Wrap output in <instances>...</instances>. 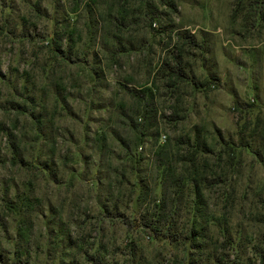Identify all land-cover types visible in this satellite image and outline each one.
I'll return each instance as SVG.
<instances>
[{"label": "rangeland", "instance_id": "1", "mask_svg": "<svg viewBox=\"0 0 264 264\" xmlns=\"http://www.w3.org/2000/svg\"><path fill=\"white\" fill-rule=\"evenodd\" d=\"M172 2L0 0V264L264 257V4Z\"/></svg>", "mask_w": 264, "mask_h": 264}, {"label": "trees", "instance_id": "2", "mask_svg": "<svg viewBox=\"0 0 264 264\" xmlns=\"http://www.w3.org/2000/svg\"><path fill=\"white\" fill-rule=\"evenodd\" d=\"M146 1L148 0H140V2L142 3H145ZM151 2H158L159 4L161 5H165L169 10H175L174 8V5H173V2L172 0H150ZM126 2V0H118V3L119 5L121 6V8L123 9L124 8V3ZM264 4V0H248V6L250 9H253L255 11L258 12V9L261 7V5ZM150 15H149V25H153L154 23V20L158 18V7L152 3L150 4ZM52 45H53V48L54 50H57V45H56V39L53 38L52 41H51ZM172 59L174 60V66L173 67H169L168 70H167V74L169 76V79L171 81V83H177L179 81L182 80L183 76H182V73L180 71V67H179V60L177 57H172ZM150 89L148 88H144V89H141L140 91H132V94L134 96H137L138 98V101L140 103V106H141V115H139V120H140V123L139 125L142 127L143 125V121L144 119L146 118V108L149 106V104L151 103L150 100H148L146 98V94L147 92L149 93ZM140 99H142V101H140ZM145 101V102H144ZM145 108V109H143ZM136 145H140V143H137ZM162 147H160L161 149ZM159 153V152H158ZM191 165L195 167L196 165V159H195V156H191ZM174 172L171 171L170 174H173ZM175 182H177L176 184L178 185V183H182L184 182V178L180 175L176 176V178H174ZM155 207L157 208H163V201H157L155 204H154ZM161 215H164V220L162 222H164L166 224V227H167V231L170 232L171 228L175 226V223L173 225V217H172V213L170 212H167V213H162ZM261 221L264 222V216L261 217ZM158 228V227H157ZM157 228H154L152 226H149L148 228V233L151 232H155L157 230ZM187 230H185L186 232ZM180 232H183V231H180ZM186 236H188V238L190 239L189 242L194 244V240L197 239L196 237V228L194 227V223L193 225L191 226V228L188 230V232H186ZM194 246V245H193ZM195 248V247H194ZM184 250V249H183ZM86 260L89 261L91 264H103L96 256L94 255H86L85 256ZM187 264H204L200 261H198L197 259L194 258L193 255H191L189 261ZM250 264V263H249ZM259 264H264V257L262 256L261 259L259 260Z\"/></svg>", "mask_w": 264, "mask_h": 264}]
</instances>
